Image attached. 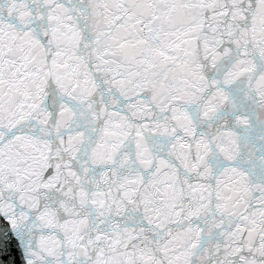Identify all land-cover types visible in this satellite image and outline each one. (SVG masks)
<instances>
[{"label":"snow or ice","instance_id":"6c2138e0","mask_svg":"<svg viewBox=\"0 0 264 264\" xmlns=\"http://www.w3.org/2000/svg\"><path fill=\"white\" fill-rule=\"evenodd\" d=\"M0 264H264V0H0Z\"/></svg>","mask_w":264,"mask_h":264}]
</instances>
